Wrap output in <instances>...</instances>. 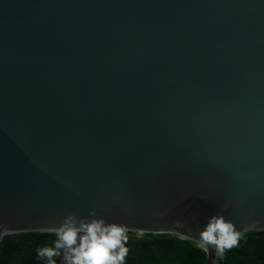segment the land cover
<instances>
[{"label":"water","instance_id":"95a60500","mask_svg":"<svg viewBox=\"0 0 264 264\" xmlns=\"http://www.w3.org/2000/svg\"><path fill=\"white\" fill-rule=\"evenodd\" d=\"M93 212L264 231V0H0V245Z\"/></svg>","mask_w":264,"mask_h":264},{"label":"trees","instance_id":"16d2710c","mask_svg":"<svg viewBox=\"0 0 264 264\" xmlns=\"http://www.w3.org/2000/svg\"><path fill=\"white\" fill-rule=\"evenodd\" d=\"M128 255L124 264H206L207 253L190 239L175 234H140L128 231ZM54 231L7 234L0 245V264H48L37 256V249L51 246ZM62 264L61 258H55ZM217 264H264V231L241 233L238 246L219 255Z\"/></svg>","mask_w":264,"mask_h":264},{"label":"clouds","instance_id":"9594fccd","mask_svg":"<svg viewBox=\"0 0 264 264\" xmlns=\"http://www.w3.org/2000/svg\"><path fill=\"white\" fill-rule=\"evenodd\" d=\"M128 228L110 223L93 212L88 217L75 213L65 215L54 229L51 246L37 249V256L48 264H124L128 255ZM241 232L224 215L209 218L199 232V243L205 251L212 248L222 258L226 250L238 246Z\"/></svg>","mask_w":264,"mask_h":264}]
</instances>
